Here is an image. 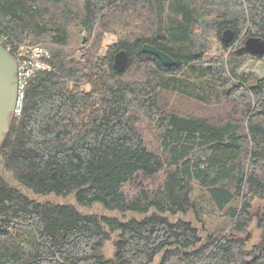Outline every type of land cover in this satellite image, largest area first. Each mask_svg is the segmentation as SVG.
Returning a JSON list of instances; mask_svg holds the SVG:
<instances>
[{"label": "trees", "instance_id": "trees-1", "mask_svg": "<svg viewBox=\"0 0 264 264\" xmlns=\"http://www.w3.org/2000/svg\"><path fill=\"white\" fill-rule=\"evenodd\" d=\"M106 33L117 40L101 55ZM250 36L264 39V0H0V37L40 45L50 65L29 81L0 146V264H264V207L250 209L264 199V76L240 70L264 54L245 48ZM170 96L217 109L179 110ZM161 171L153 190L122 189ZM193 182L229 232L202 235L180 216L195 208ZM94 204L121 216L82 210ZM253 220L259 240L245 248Z\"/></svg>", "mask_w": 264, "mask_h": 264}, {"label": "rangeland", "instance_id": "rangeland-1", "mask_svg": "<svg viewBox=\"0 0 264 264\" xmlns=\"http://www.w3.org/2000/svg\"><path fill=\"white\" fill-rule=\"evenodd\" d=\"M80 35H81L80 36L81 40L83 37H85L86 39V34L84 32H82ZM103 36L104 37H103V42H102V48H100L101 55H104L105 52L109 48H111L117 40L116 35L106 33ZM80 45L84 46L85 43L82 44L80 41ZM212 46L213 48H212L210 55H217L219 51V47L215 41L213 42ZM240 70L245 71V72L254 73L257 76L262 77L264 76V62L260 60L257 61V60L250 59L244 62ZM88 87L89 85H85L83 88L89 91L90 88ZM170 106L175 107L179 110L180 109H187V110L195 109L196 111H199L200 113H206L207 111H212V110L215 111L217 109V108H204L191 101H184L182 99H179L173 96L170 98ZM228 107H231V105L229 104ZM228 107H226L225 105L220 106V108H224V109ZM139 128L142 133V137H144V139H146L147 142H149V144L153 148L156 149L158 146L156 143V136H155L156 132L152 128V126L148 124L147 121H144L142 122V124L141 123L139 124ZM163 177H164V172L161 171L155 177L150 178V179L137 178L135 181L126 184L122 189H124V192L126 195L131 196L134 193V190L136 189L135 187H136L137 182L140 181L142 182L144 186H146V188L153 190L162 183ZM193 186H194V189L191 193L190 199L193 200L195 208L193 211H187L186 214H180V216H182L185 219L192 220L197 226H199L202 229L201 230L202 235L217 233L220 231H223V233L229 232L230 225H231L229 223L230 219L226 215H224L223 212L216 210L215 206L212 204V202L210 201L208 197V193L204 189L200 188V186H198L196 182H193ZM47 199L55 201L57 203H67L68 204V203L74 202L72 197L65 198V197H57L54 195H50V196H47ZM236 204H237V201L234 200V202H232V205L235 206ZM263 207H264V199L255 198L250 208L251 214L254 217H258L260 213L262 212ZM82 210L87 211V212H92V213H98V214L104 213L106 215L108 214V215L121 216L118 212L108 211L104 209L102 205L100 204H94L92 207L82 208ZM196 211L198 214L197 216L198 221H196V218L194 215ZM127 216H129V214H127ZM259 234H260V229L256 226L255 220L251 221L246 231L242 234L247 239L245 248H249L254 243H256L259 240V236H260ZM116 237H117V232H114L111 234L110 239H108V241L106 240L103 243V252H104L103 254H105L106 256H109V257L112 256L113 254L112 252L114 251L113 241L116 239Z\"/></svg>", "mask_w": 264, "mask_h": 264}, {"label": "water", "instance_id": "water-1", "mask_svg": "<svg viewBox=\"0 0 264 264\" xmlns=\"http://www.w3.org/2000/svg\"><path fill=\"white\" fill-rule=\"evenodd\" d=\"M231 29L224 30L222 39L229 42L232 39L233 33ZM86 42L85 37L82 38L81 43ZM244 46L254 55L264 54V39L250 36L246 38ZM142 51L152 54L161 61L165 66H172L175 60L164 51L152 46L149 43H144ZM128 58L125 50H120L114 55V67L117 70H122L126 65ZM16 61L5 47L0 43V146L4 141L6 134L10 130L11 117L17 96V78H16Z\"/></svg>", "mask_w": 264, "mask_h": 264}, {"label": "built area", "instance_id": "built-area-1", "mask_svg": "<svg viewBox=\"0 0 264 264\" xmlns=\"http://www.w3.org/2000/svg\"><path fill=\"white\" fill-rule=\"evenodd\" d=\"M6 37H0V43L5 49L15 58L16 61V78H17V96L14 102L12 116H17L21 113L25 89L29 81L38 72L50 70V65L46 64L45 58L48 56L47 51L40 45L23 43L11 46L5 40Z\"/></svg>", "mask_w": 264, "mask_h": 264}]
</instances>
